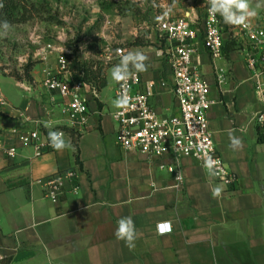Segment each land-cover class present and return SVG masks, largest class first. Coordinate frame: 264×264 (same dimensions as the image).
<instances>
[{"label": "crops", "instance_id": "0c3cea01", "mask_svg": "<svg viewBox=\"0 0 264 264\" xmlns=\"http://www.w3.org/2000/svg\"><path fill=\"white\" fill-rule=\"evenodd\" d=\"M186 10L184 14L195 13ZM181 12L168 13L181 17ZM230 32L223 31L222 59L212 62L199 44L194 62L214 102L208 123L216 152L237 178L231 187L209 180L192 158L149 159L118 148L112 118L118 110L113 104L118 83L109 80L111 67L119 63L116 55L105 68L104 89L83 84L85 125L70 124L63 113L69 99L42 85L45 71L57 64H35L30 81L0 72V93L7 103L0 109V264H264V138L252 121L261 105L246 66V47ZM157 33L153 25L140 28L138 41L147 46L125 50L149 57L148 70L139 73L142 88L152 85L151 105L168 115L175 113L171 73L158 56ZM18 111L30 121H41L43 131L49 130L46 122L62 130L75 150L54 149L35 157L11 133L35 129L18 119ZM230 134L242 140V148L230 147ZM10 148L17 150L13 158L6 154ZM162 165L181 171L182 186ZM68 170L76 178L53 204L37 181ZM215 186L222 188L219 198L211 194ZM124 216L132 217L140 233L131 250L114 235ZM159 224H170L171 232L159 235Z\"/></svg>", "mask_w": 264, "mask_h": 264}, {"label": "built area", "instance_id": "2783aa9c", "mask_svg": "<svg viewBox=\"0 0 264 264\" xmlns=\"http://www.w3.org/2000/svg\"><path fill=\"white\" fill-rule=\"evenodd\" d=\"M200 5V17L195 13L181 17H172L165 13L160 16L157 25L158 56L170 69V92L175 113L161 115L156 112L151 105L152 85L148 83L142 88L140 74L127 82L118 83L116 99L127 95L130 102L127 107L118 108L112 115L117 125L115 141L119 149L137 152L149 159L164 160L172 157L178 162L182 158H192L202 166L206 155H211L218 161L217 175L213 180L231 187L237 178L216 152L208 123V114L214 102L210 99V88L194 60L199 44L212 62L222 59L223 31L227 28L231 30L229 34L232 38L245 45L246 66L254 81L255 96L261 105V110L254 115L252 121L262 131L264 138V20L252 19L249 28L232 26L224 23L219 15H210L205 0H200ZM50 50L51 46L48 45L39 55L45 59ZM221 72L219 70L217 77L219 83H222ZM42 85L49 92L69 99L63 113L68 116L70 124H86L88 107L81 94L83 83L72 80L69 62L64 55L58 56L54 70L45 71ZM6 105L0 93V109ZM18 119L24 124L35 125V129L26 132H22L20 128L12 130V135L22 147L32 148L35 157L54 150L48 141V131L42 130L41 121H30L22 111H18ZM16 153L15 148L6 151L10 158ZM161 168L174 174L177 187L182 186V173L177 167L162 165ZM75 178L76 173L68 170L38 180L37 184L42 186L47 199L56 204L65 184ZM77 191V188L73 189V192ZM156 230L159 235H163L170 233L171 227L170 224H159Z\"/></svg>", "mask_w": 264, "mask_h": 264}, {"label": "rangeland", "instance_id": "374dc122", "mask_svg": "<svg viewBox=\"0 0 264 264\" xmlns=\"http://www.w3.org/2000/svg\"><path fill=\"white\" fill-rule=\"evenodd\" d=\"M28 1L39 8L40 15L27 24L12 26L8 36L0 39L1 73L23 74L28 63L46 62L47 67L53 68L59 55L67 58L69 66L76 59L108 67L113 60L108 61L106 57L115 56L116 49H129L138 43L140 28L157 27L160 16L165 13L180 10L182 15L187 8L202 13L200 0ZM251 2L253 7L260 5L253 19L264 20V0ZM50 16L53 22L45 20ZM48 45L51 50L43 59L39 53ZM109 80L113 81L110 72ZM106 94L111 97L110 89Z\"/></svg>", "mask_w": 264, "mask_h": 264}, {"label": "clouds", "instance_id": "9594fccd", "mask_svg": "<svg viewBox=\"0 0 264 264\" xmlns=\"http://www.w3.org/2000/svg\"><path fill=\"white\" fill-rule=\"evenodd\" d=\"M205 5L208 7L210 15H219L224 23L243 28L251 26L252 19L258 15L256 9L260 7L259 4L253 7L251 0H205ZM3 6V2L0 0V8ZM11 30L12 25L7 20L0 21V39L6 38ZM116 55L119 57V63L111 67L110 76L117 83L127 82L136 78L139 73L148 70L149 57L140 50L116 49ZM108 60H111V56L108 57ZM129 102L127 95H121L113 101V104L116 108H125ZM44 126L49 129L47 137L53 149L58 152L68 149L75 150L71 141L65 139L62 131L55 130V126L50 122H46ZM229 139L230 147L234 150L242 148L243 142L240 138L230 134ZM217 165L218 161L213 156L206 155L202 167L209 180L217 175ZM211 194L213 198H219L222 194V188L220 186L212 187ZM114 235L117 240L123 241L125 246L131 250L135 247V242L140 233L137 231L132 217L124 216L117 221Z\"/></svg>", "mask_w": 264, "mask_h": 264}, {"label": "trees", "instance_id": "16d2710c", "mask_svg": "<svg viewBox=\"0 0 264 264\" xmlns=\"http://www.w3.org/2000/svg\"><path fill=\"white\" fill-rule=\"evenodd\" d=\"M2 2L4 6L3 8H0V21L7 20L12 26L27 24L40 15L39 8L30 3L28 0H2ZM45 20L53 22V17L50 16ZM140 45L142 46L140 42H136L131 46ZM34 66L35 63H28L23 68V74H9V76L14 78L16 81H30V73ZM105 68L106 67H104L102 63L87 64L81 63L76 59H74L69 66L72 80L74 82H81L95 88L98 91L107 86Z\"/></svg>", "mask_w": 264, "mask_h": 264}]
</instances>
